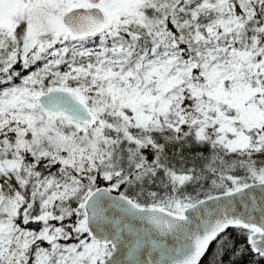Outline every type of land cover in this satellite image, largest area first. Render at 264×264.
Masks as SVG:
<instances>
[{
	"label": "snow or ice",
	"instance_id": "6c2138e0",
	"mask_svg": "<svg viewBox=\"0 0 264 264\" xmlns=\"http://www.w3.org/2000/svg\"><path fill=\"white\" fill-rule=\"evenodd\" d=\"M264 264V0H0V264Z\"/></svg>",
	"mask_w": 264,
	"mask_h": 264
},
{
	"label": "trees",
	"instance_id": "16d2710c",
	"mask_svg": "<svg viewBox=\"0 0 264 264\" xmlns=\"http://www.w3.org/2000/svg\"><path fill=\"white\" fill-rule=\"evenodd\" d=\"M213 248H215V244H213L210 247L207 256L204 258L205 264H207L208 258L211 257V255H212V249ZM228 259H229L228 255H225V257H224L225 264H227ZM250 259H251V255L245 256L244 259H243V261H238L237 264H247V261L250 260Z\"/></svg>",
	"mask_w": 264,
	"mask_h": 264
}]
</instances>
